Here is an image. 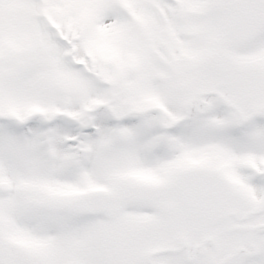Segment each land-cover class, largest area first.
Segmentation results:
<instances>
[{
	"label": "snow or ice",
	"instance_id": "6c2138e0",
	"mask_svg": "<svg viewBox=\"0 0 264 264\" xmlns=\"http://www.w3.org/2000/svg\"><path fill=\"white\" fill-rule=\"evenodd\" d=\"M0 264H264V0H0Z\"/></svg>",
	"mask_w": 264,
	"mask_h": 264
}]
</instances>
